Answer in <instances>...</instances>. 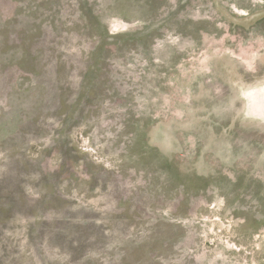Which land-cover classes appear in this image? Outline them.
<instances>
[{"label": "rangeland", "instance_id": "374dc122", "mask_svg": "<svg viewBox=\"0 0 264 264\" xmlns=\"http://www.w3.org/2000/svg\"><path fill=\"white\" fill-rule=\"evenodd\" d=\"M257 77L264 0H0V264H264Z\"/></svg>", "mask_w": 264, "mask_h": 264}, {"label": "clouds", "instance_id": "9594fccd", "mask_svg": "<svg viewBox=\"0 0 264 264\" xmlns=\"http://www.w3.org/2000/svg\"><path fill=\"white\" fill-rule=\"evenodd\" d=\"M254 97L264 101V77L238 83L225 110H234L244 121L264 125V102L255 103Z\"/></svg>", "mask_w": 264, "mask_h": 264}]
</instances>
